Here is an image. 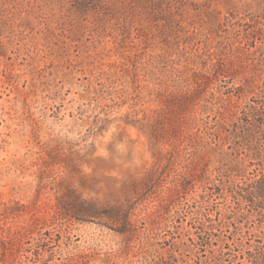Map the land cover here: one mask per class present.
<instances>
[{
    "label": "rangeland",
    "instance_id": "1",
    "mask_svg": "<svg viewBox=\"0 0 264 264\" xmlns=\"http://www.w3.org/2000/svg\"><path fill=\"white\" fill-rule=\"evenodd\" d=\"M155 1L0 0V264H155L169 256L167 240L190 246L182 264L210 261L212 248L191 239L201 231L203 216L190 207L200 186L176 196L155 227L164 193L154 186L137 195L131 183L155 170L157 121L193 115L213 124L207 101L228 116L221 147L240 145L248 160L232 118L263 100L264 0H164L162 11ZM193 93L191 106L183 95ZM68 186L85 199L134 195L130 245L105 226L62 216L58 191ZM201 206L219 224L235 204L213 195ZM263 231L264 218L250 212L219 231L213 248H225L222 264H243Z\"/></svg>",
    "mask_w": 264,
    "mask_h": 264
},
{
    "label": "trees",
    "instance_id": "2",
    "mask_svg": "<svg viewBox=\"0 0 264 264\" xmlns=\"http://www.w3.org/2000/svg\"><path fill=\"white\" fill-rule=\"evenodd\" d=\"M163 1H155V10H164ZM262 40L264 41V39ZM203 79V76L196 77V81ZM250 84L253 82L251 81ZM196 94L183 96L190 101L191 105L197 98ZM207 103L209 104L210 101ZM207 103L203 107L204 112L207 110L216 111L213 124L210 122L201 123L193 115L187 120L179 117L178 124L174 122L169 126L164 124L159 126L160 122L157 121L154 143L155 170L153 168L144 177L133 179L131 188L135 192L134 194L137 192V195L141 190L153 191L154 186L155 195L164 193L161 199L157 200L158 203H155V227H157L161 224L160 214L170 212V207L176 196L189 194L196 186H200L202 193L195 199L198 205L190 207H196L195 212L203 216L200 223L201 231L196 238L191 239L200 248H212L210 261H206L204 264H222L226 258L223 251L225 248H220V251L213 248L214 241L218 242L221 239L218 232L244 222L248 219L250 212H257L264 218V96L261 107L250 106L244 110L240 118L237 120L232 118L233 125L237 127V130L231 132V135L235 140L247 144V150L250 152L248 160L240 157V145L233 148L231 153L221 147L219 138L227 131L225 128L227 122L224 119L228 120V116H225L226 114L221 111V108L215 110ZM188 112L191 114L193 111L190 108ZM243 125L245 126L243 127ZM147 129L149 136L154 137L153 128ZM163 142L171 147L165 153L162 150L161 143ZM180 162H184L186 169L183 171H179ZM212 166L213 169H211ZM256 172L257 175L254 178L249 177ZM170 178L172 180L169 181ZM81 181L82 185L87 186L88 179L86 177H81ZM166 181H169L170 186H166ZM166 187L169 193L164 192ZM128 188L129 186L123 183L122 186L115 189L121 193ZM58 192L57 206L62 216H70L83 223L90 222L105 226L125 238V248L130 245L137 230L134 200L136 197L134 195L124 200L121 198L118 200L85 199L79 191L71 186L66 187L65 190L60 188ZM213 195L231 197L235 204V207L231 208L233 210L223 215L224 218L220 219L219 224H215L210 213L201 210L203 207L201 205ZM244 206L250 207L252 211L246 212ZM151 215L148 214L147 217L150 218ZM165 242L170 243L171 246L169 256L159 258V260L155 258V264H182L186 253L191 252L188 244L171 240ZM257 242V246L253 250L243 252L242 259L245 260L243 264H264V237ZM239 245L245 247L242 239ZM35 256L37 260L41 257V253L38 252Z\"/></svg>",
    "mask_w": 264,
    "mask_h": 264
}]
</instances>
